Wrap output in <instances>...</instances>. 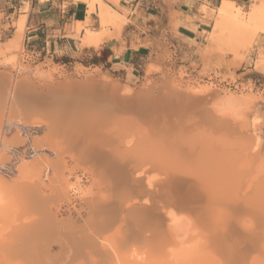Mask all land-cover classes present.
<instances>
[{"label":"rangeland","instance_id":"1","mask_svg":"<svg viewBox=\"0 0 264 264\" xmlns=\"http://www.w3.org/2000/svg\"><path fill=\"white\" fill-rule=\"evenodd\" d=\"M230 1L235 3L237 7L243 10L246 19L248 17L247 27L252 26L251 28H254L253 29L255 30L254 36L255 37L257 36L255 40L253 38V33H252L253 31L249 27L248 29L250 31H247L246 29L245 31L242 29V27H240L244 31V33L243 31L240 32V30L236 31V32L241 33L242 34L241 36V34L239 33H234L235 32L234 30L236 28L229 26L230 28L228 29L226 27L225 31L223 30L224 34H221L219 36V31H217L216 28H215V31L217 32L213 30L214 25L216 26V20H215L216 15H217L216 8L213 10H209L208 8L204 7L203 11L205 12L206 17L211 20L212 24L208 30L209 32L205 33L204 38L200 41L199 48L196 49V52L194 53V55H191L189 54V52L192 51V49L189 45H186L184 49L180 47L175 48L173 46L169 47V44H171V42L175 41L177 38L180 23L177 21H172L173 16H170V17L164 16V19L161 21L162 31H160L157 36L158 39H157L156 45L150 42L147 43V46L155 48V52L153 56L151 57V59L149 60L145 68V71L141 73V77L138 80H134L132 82H126L122 79H118L112 74H110L109 72L102 71L97 68L96 69H86L82 66L64 67V66L55 64L53 61L42 63L40 60L34 59L28 53V49L26 47V38H25L26 26L24 28V31L21 30V28L19 27V21L21 17L17 20L16 16H12L10 19L7 20L5 15L0 12V101L3 100L0 103L1 105L0 107H3V108H0V128H1L0 129V155H1L0 156V182L8 186H13V184L17 183L15 182L18 179V176H16L18 175L17 165L20 166L21 163L18 160V156L14 153V150L17 149L20 151L26 145L31 146V147L32 146L36 147V150H39V152L37 155H36L37 153L36 151L32 153L31 161H29V163L31 164L33 163L38 164L37 163L38 161H36L38 160L37 158L40 157L39 159H41L43 155H47V156L50 155L48 151L53 152V150L45 151L44 150L45 148L39 147V143L43 139H45L44 137L47 136L46 134L47 124L49 123L51 124L52 122V121H48V119L56 120L59 117V115H61L59 117V120L63 116V118H66L65 119L66 121H68L67 117H69V120L71 121V119H74L75 117L78 119V121H81V122L84 121L85 124L86 122L87 124L89 123L88 124L89 126L87 127L86 125V128H84L85 124L83 125L84 127H82L83 128L82 130L85 131L91 128L96 121H99V117H111L114 114V109L112 107V101L110 100L111 102L110 101L108 102V99H111L110 96L109 97L102 96L103 98L102 99L100 96H98L101 94L94 91V93L97 94L95 95L93 93V90L86 89L85 87L87 86L85 85V83H87L91 79L95 78L96 80H100L102 79V77L103 78L107 77V78L112 79L115 82L118 81L117 83H119L123 89L131 90L134 93H140V92L150 93L149 98L147 97V99L142 98L140 99L141 101L137 99V104H136L137 107L134 106L136 110L132 107L134 105V103H132L129 105L130 108L132 109L129 108V110L122 112L120 114V119H121L120 131L122 130L120 134L122 133V135H124L123 137H125L124 139L126 141V145L131 146L135 142L146 144L145 152L147 156L145 158L144 156L143 157L140 156L137 158V155H136L137 159L135 157L132 158L133 160L131 161H133V163L131 162L132 164L130 166L128 165L129 171H131V173L133 172L132 174L136 176V177L134 176L133 177L137 178L138 182L140 183V184H138V182L136 183L137 188L140 185L139 190L137 189V197L138 195L140 196L143 193V195L137 199L142 200L143 203L145 205L147 204L149 207L153 205L152 196H155V192H156V189L158 188V185L160 184L162 180L166 178L165 174L167 172L173 173L178 169V168L175 169L174 166H173L174 168L171 169L169 167L165 168V166H162L161 164H160L161 166H159V163L153 164V161H155L154 158L159 159V157H163L169 160L170 158L173 159V157L174 156L176 157L178 153L179 144L182 142V141L180 142V140L184 138L182 140H184L183 142H185V141H188V138H189L190 142L188 141L189 143L188 142H185V143H187L190 147L193 145V143L194 144L198 143V145L200 144V147L204 145V147H202L203 149L200 148L198 145L193 146L194 148L199 149L202 152L201 153L202 157L200 160L202 162H198V165L200 166L204 165V167L208 170V173L211 174V179L213 180V182H215L216 184L218 183L223 188H229L230 190H233L229 192L228 194L227 193H224V194L229 195L228 197H231L232 194L234 196L237 195L241 201L246 203L247 205L246 207L242 206L244 205V203L241 202L242 207H238V209H234L235 213L238 210L237 213L240 216L239 215L236 217H233V215L231 216L233 218L239 217L237 219L241 221L242 220L244 221L246 219L244 222L245 224L242 223L243 221L240 222V224L242 223V225L246 228L251 226L248 229L256 228L255 225L258 226L260 222H257V224L256 223L254 224L253 222H254V219H256L255 216L258 214L259 211L258 210L256 211L255 208L253 209V206H256L255 203H258V205L260 204L263 205V206H260L259 208L262 209L264 207V95L257 91L252 90V88H249L248 90H244L246 87L245 85H242V84L247 81V77L252 73L251 70H254L256 74L264 75V57L260 54L257 57V59L254 58V52H255L254 45L259 35L263 34L261 33L262 32L261 28H263L264 26V23H263L264 15H262V18H260L261 17L260 16L259 17L260 19L257 18L256 20H254V21L258 20L257 22H254V21L248 22L253 6L256 4L264 3V0H252L250 3L245 4V5H239L233 0H230ZM27 11H28V7L23 9L21 13H24ZM122 15L125 16V22L127 23V25L133 26L132 22L128 18L130 13L127 11H124ZM143 25L144 27H149L151 24L149 21H144ZM245 27L246 26H244L243 28ZM255 28H257L259 31H257V29ZM22 31L24 32V34L22 37H20V40L22 39L23 42L21 43L22 45L19 44L16 50L14 49L16 47H13V45L17 46L15 45L17 43H15L16 41H14V39H15V36L19 35L18 33L21 32L22 34ZM249 32L252 35L248 36ZM214 34H217L218 37L215 39H212V36ZM214 37L216 36L214 35ZM138 44L141 45V41H139ZM11 46L13 47L12 49L14 50L11 49ZM134 46L136 47L137 44H135ZM171 50H174V52H171ZM181 52L184 53V56L181 55ZM15 55H17L18 57ZM34 73L37 76H34L35 75ZM42 73H44L45 75ZM212 75H214L215 78L219 81V85H213L208 82L207 79L211 78ZM238 86H243V90L241 91L236 90L235 87H238ZM78 87L79 89H77ZM173 88L174 90L171 91ZM188 89L189 91L202 90L205 92H210V93L212 92V94L215 97L217 96L216 100L218 97H219L218 100L223 99L225 97L229 98L231 96L233 98L237 97L238 101L240 100L239 101L240 103L242 101L244 103L243 102L242 104L239 103V105L235 106L234 108L233 107L230 108V106L226 108L225 106L219 104L218 100L216 101V100H211L208 98H204V99L201 98L202 99L201 101H197L196 103H191V102L189 103L187 102L186 96H185L187 95L185 93L188 92ZM178 94H181L183 96L179 97L177 96ZM47 105L49 107H47ZM219 106H221L220 107L221 109L219 108ZM215 107H217L218 109ZM56 109L59 111L57 112ZM53 111H55L54 112L55 114L52 113ZM76 112L78 113V115ZM51 113L54 114L53 115L54 117L55 115H58V117L56 116V118H52ZM84 114L86 115L84 116ZM65 115L67 117H64ZM61 120H64V119H61ZM171 123H172V126L170 125ZM215 125L216 127L218 126V128L219 127L220 128L218 129L214 127ZM176 126L178 127L177 130L174 129L176 128ZM223 126H228V127L224 128ZM157 127H159L158 129L161 132L157 129ZM170 127L171 129L169 130ZM221 127H223L224 129H222ZM180 128H183L182 131L186 129V133L184 132L183 135L179 134L181 133V132L178 133V131L181 130ZM152 129H153V132H152ZM228 129H230V131H228ZM231 129L234 133H232ZM172 130L174 131V133H172L173 132ZM177 133L179 137L177 136ZM185 134H187L188 138H186L187 136ZM57 135L60 137L55 136L58 138V141L56 138H55L56 139L55 141L57 143H64L65 148L63 151L64 153L62 152V155L67 160L70 161V170H72L69 175L68 173H66L67 178L65 177L69 181V185L71 188L70 189L71 198L68 202L65 201L64 203H62V209H61L62 218L61 217L60 218L63 219V217H65L64 219H67L68 217H71L73 221L76 220L80 223L82 219H79V217L80 216L82 217V215H79V214L80 213L84 214V211L82 212L80 211L82 210V207L87 202V200L89 198L91 199V198L96 197V195L99 196L100 194H102L101 196L106 195V193H108L107 195H109L110 192H109V189H106L107 188L106 180H104L100 176L97 177L96 176L97 174H94L92 163L88 164L86 160L76 161V159H78L77 156H74L76 155V152L75 151L69 152L71 149L69 148L70 143L67 141V136H65L66 138L64 140L61 136L64 137L65 134L57 133ZM173 135H175L174 138H172ZM176 136L178 138H176ZM178 139H179V142L177 143ZM194 139L196 141H194ZM209 139L211 140V142H209ZM167 140L169 141L168 145L166 143ZM170 142H171V145L173 144L171 147H169ZM200 142L203 144L201 145ZM207 143H211V144H207ZM182 144L183 143H181L180 146ZM60 145H63V144H60ZM176 145H178V147ZM174 146H175L174 149L176 153L174 152L172 148ZM147 147H149V150L147 149ZM220 148L222 149V151ZM66 151H68V154H66L67 153ZM248 151L252 153H249ZM163 152L166 154L167 157H165L164 154H161ZM167 153H169L170 156ZM12 154H15V155H12ZM209 155H212L211 156L212 160H213V157L216 155V157H218L219 160L216 159V157L214 158L215 160L219 161V164L217 161L213 160V162L215 161L216 166L214 165V163L212 166V163H211L212 161L210 159L207 161L205 160V162H203L204 161L203 159L205 158L208 159ZM209 161H210V164L207 163ZM252 163L254 165H252ZM205 164L207 165V167L205 166ZM178 166L182 167L181 169L184 168V166H181V164ZM209 166L210 168L212 169L214 168V169L213 170L210 169ZM158 168H160L161 170H159ZM190 170L186 169L185 174L188 176L192 175V173L194 174L192 170H191V174H187V171L190 172ZM199 170H201V168H199L197 171ZM207 170H205V172ZM155 171H156V174H155ZM134 172L138 174L136 175ZM149 172L150 173L152 172V174H150ZM210 174H208L209 177H210ZM138 175L140 179L137 177ZM232 175L233 177H231ZM205 176L203 175L202 177L206 179ZM229 178L231 182L229 181ZM36 179L37 177L34 178V180ZM209 179L210 178H208V180ZM105 189H106V192L104 191ZM221 190L225 192V190L223 189ZM100 191H103V192L100 193ZM222 191L220 192L222 193ZM224 194L222 193L221 195L223 196ZM233 195L232 197H234ZM236 197H234V199H235V202L238 204L239 199H236ZM223 198L225 199L227 197H223ZM248 198L250 199V201ZM225 202H227V200H224L221 203V205H218V210H221L222 208L227 209L226 206L228 204ZM249 205L251 206V209H249L248 207ZM244 208H246V211H244V214H243L242 211L245 210ZM162 211L163 212L159 213V221L162 222L160 223L163 224L162 225L163 227L166 225V223L168 224L165 227L169 225L167 228H169L170 225L172 226L175 225L176 222H173L171 219L174 214L178 215L177 221L185 219L186 221L185 220L184 221L186 222L187 225H189L187 227L189 229V233L177 239L178 243H182V244L180 246H174L173 244V246L171 245L172 248L169 247L171 248V251L173 249V253H175V255L171 253L170 255L172 257L170 255L165 258L162 256L164 260H166L167 263L168 262L170 263V261H172L178 264V259H180V261L182 262L184 261L182 264H190L188 263V261H190L191 259L189 260L188 258H191L194 255L192 257V260L196 259L197 257L198 259H196V261L198 264H202L203 260L205 259L206 261V258L208 257L209 259L210 256H212L213 259L210 257L211 260L209 259L208 261L207 259L206 263L209 262L210 264L211 262V264H219V263L224 264L222 260L223 259L226 260V258H224L222 254L220 253L215 254L214 253L215 250L212 251L213 255L209 256L210 253L207 254L206 249L208 250L210 249L208 252H211V248L206 246L203 235L206 236L207 231L209 230L202 220L201 221L204 224V226L203 224L200 225L201 223L200 221H199L200 223L196 225L195 222L198 223V221H196L198 220V218L194 215L192 216L191 215L192 213H187V214L183 213V215L179 216L180 213H178L177 210L173 208L172 209L166 208V209H163ZM222 212H225V209ZM261 212L263 213V210ZM220 213L221 212H219V215ZM225 213L227 214V212ZM162 214H165V215H162ZM229 214H232V212L230 213L228 211L227 215ZM247 214L248 216H246ZM225 215H222L223 217L220 219L225 221L226 219L224 217ZM260 215H262L261 216L262 218L264 217L263 214L259 212V217ZM247 217H250L251 220L253 221L251 222L249 218ZM188 218H190L191 220ZM229 218H230V215H229ZM262 218L261 219L258 218V219L262 221ZM169 219H171V223ZM237 219H234V220L237 221ZM258 219L255 221H258ZM236 221L234 223L237 225H240L238 221L237 222ZM248 222H249V226H248ZM262 222H261L262 226H258L257 227L258 229L264 228L263 226L264 223ZM198 225H200L202 228L204 227V229L207 228L206 229L207 231L205 230L203 231V229H201V227ZM165 227L163 230H165ZM130 228H131L130 225L124 224L123 229L116 228V232L114 229L113 232L111 231L107 233V235H104V237L106 238H104V241H102L103 244L107 248H109L108 250H110L113 255L115 253H117V255L119 254V258L117 260L118 256L114 258V257H111L112 256L111 255L110 257L115 260L113 261V259H110V257L106 255L107 257L105 258L109 259L110 261L104 262L105 260L104 259L102 262L99 261V263L116 264V262H118L117 264H122V259L124 257H127L126 260L123 259V262L125 261L126 264L128 263L131 264L134 260H136L135 257L140 256L139 257L140 260L139 258L137 259L138 260L137 264H138V262L141 263L142 259L148 258V254L151 252L150 251L151 248L149 249V246H151L150 244L145 245V243H140L141 245L139 246V244L133 243L132 245L124 246L123 243H121L124 236L129 232L127 229H130ZM260 230L264 231V229H260ZM189 235L192 238H194V236L196 235L202 236V237L198 236L199 237L198 240L201 241L199 242L203 247V248L201 247L202 249L199 248L201 252L203 251L202 254L200 250L195 249V247L198 248V245H199V244H195L197 242H194V243L191 242L192 244H189V243L185 244V241L188 240ZM240 235H241L240 232L237 233L238 237ZM195 239L197 238L195 237ZM260 240H262L263 243L261 241L260 243H262L261 245L264 247L263 245L264 244V241H263L264 233L261 235ZM144 245H145V248H144ZM193 245L195 247H193ZM245 245L246 244L242 245L243 248L245 247ZM261 245H257V247L249 246V248H251L249 251L245 250L247 247L244 249L245 253L250 252L252 249L255 250L253 251V253L256 255V257L254 255H253L254 258L252 257L253 259H255V261L251 257H249L250 258L249 260V258L245 256L244 251L242 250V246L241 245L238 246V251L240 252V254L243 251L244 256L242 254L243 256L242 260L240 259L239 261V258H238V261L236 262V264H264L263 262L264 254L262 257L261 255L260 256L258 255V254L264 253V248L263 250H261L262 248H260L262 247ZM178 247H179V250H178ZM141 248H143V250ZM169 248H167V251ZM57 251L56 253H59V250ZM171 251L169 249V252ZM179 251H181L180 255H179ZM215 252H217V250ZM184 253L185 255L189 253L191 257L188 254L185 257L184 255H182ZM142 255L144 256L142 257ZM246 255H249V253H247ZM180 256L181 258L184 256L183 257L184 259L182 258L183 259L182 260ZM205 256L207 257L205 258ZM216 257L217 258L221 257L222 260L221 258L219 259L221 260V262L218 261ZM128 258L131 263L129 262ZM173 258L175 260H173ZM215 258H216V262H214ZM258 258L260 259L263 258V259L257 260ZM107 259L105 261H107ZM161 259L162 258H160V260ZM161 261L162 263L165 262L163 261V259ZM191 263L197 264L195 263L194 260ZM203 263L206 264L205 262ZM132 264H136V263L133 262ZM142 264L144 263L142 262ZM226 264H233V263L228 262Z\"/></svg>","mask_w":264,"mask_h":264},{"label":"bare ground","instance_id":"2","mask_svg":"<svg viewBox=\"0 0 264 264\" xmlns=\"http://www.w3.org/2000/svg\"><path fill=\"white\" fill-rule=\"evenodd\" d=\"M96 3H99L101 6V12L99 14V19H100V23L102 26V30H100L99 32L93 31V30H87V33H86V35L82 41V44H83V46H93V47L99 48L106 40L114 37L115 34H116L115 36H117V37L120 36L123 32V28L126 25V22H125V16L124 15L120 14L118 11L113 10L112 8H110L108 6H105L101 0L91 1L90 5H91V9L93 11L95 9ZM216 10H217V13H216L217 15L215 18L216 26L214 25L213 30L215 31V28H216L217 31H219V36L221 34H224L223 30L225 31L226 27L228 29L230 27L236 28L235 30L232 29L235 31L234 33H239L236 31L240 30V32H241L245 29L247 31H250L248 29V27L251 28L252 26L247 27L248 17L246 19L243 10L241 8L237 7L235 5V3H233L232 1L224 0L222 5L219 8H217ZM262 15H264V4L254 5L252 10H251V14H250L248 22H252V21L256 20L257 18L260 19V18H262ZM257 21H254V22H257ZM263 23H264V19H263ZM25 24H26V17L23 16L20 18V21H19V27L23 31H24V28L26 26ZM244 26H246V27L243 28ZM240 27H242L243 30ZM110 28L114 29L115 33H112L110 31ZM253 29L254 28H251V30L253 31L252 32L253 38L255 40V38L257 36L256 37L254 36L255 30H253ZM255 29H257V28H255ZM261 30H262L261 33H264V26H263V28H261ZM23 31H22V34H21V32L20 33L16 32L19 34V35L15 36V39H14V41H16L15 43H17L15 45H17V46L13 45V47H16V48H14L16 50H17L19 44H21L23 42L22 39L20 40V37H22L24 34ZM217 31H215V32H217ZM257 31H259V30L257 29ZM213 32H212V34H213ZM243 33H244V31H243ZM239 34H241V33H239ZM214 35L216 37H214ZM214 35L212 36V39H215L218 37L217 34H214ZM250 35H252V34H250V32H249L248 36H250ZM241 36H242V34H241ZM243 37H245V36H243ZM212 39H210V40H212ZM213 41H215V40H213ZM249 41H248V43H249ZM249 45H250V43H249ZM13 47L11 46V49ZM14 49H12V50H14ZM15 56H17V55H15ZM42 74H44V73H42ZM34 76H37V75L35 74ZM38 76H40V75H38ZM117 82L113 81L110 78H107V77L103 78L102 77V79H100V80H96L94 78V79H91L90 81H88L87 83H85V85H87V86H85L86 89L93 90V93H94V91L98 92L99 94H101V95H98L101 98H102V96H105V97L110 96L111 99H108V102L110 100L112 101V107L114 109V114L111 117H99V121H96L91 128L83 131L82 127L85 126L84 128H86V125L88 127L89 123L87 124V122H86V124H85L84 121H83L84 123L81 121H78V119L75 117H74V119H71V121H70L69 117H67L66 115L64 117H67L68 121H66L65 120L66 118H63V116L59 120V117L61 115H59V117H58V115H55V117H54L53 115L55 114L54 113L55 111H53L52 113H54V114L51 113L52 118H56V116L58 118L56 120L55 119H53V120L48 119V121H52V122L50 124L47 121L49 123V124H47V129H46L47 136L44 137L45 139H43L39 143L40 148H45L44 149L45 151L53 150V152L48 151L50 153V155H48V156L43 155V157L41 159H39L40 157L37 158L38 160L34 159V160L38 161L37 162L38 164H35V163L31 164V163H29V161H31L32 153L34 151H36L37 152L36 155H37L39 152V150H36V147H34V146L31 147V146L26 145L20 151L17 149L14 150V153L18 156V160L21 163V164L19 163L20 166L17 165L18 166L17 167L18 168L17 169L18 175H16V176H18V179H17L18 181L16 180L15 182H17V183L13 184V186H8V185L0 182V264H97V263H99V261L102 262L104 259L106 260L107 258H105V257H107V256L110 257L111 255H112L111 257H114V258H116V256H118L117 257V260H118L119 254L117 255V253H115L116 255L114 254L115 255L114 256L111 253V251L108 250L109 248H107L103 244L102 241H104V238H106V237H104V235H107V233H109L111 231L113 232L114 229L116 232V228L123 229L124 224H128L131 226L130 229H127L129 232L122 239L121 243H123L124 246H129V245H132L133 243L134 244L137 243V244H139V246L141 245L140 243H145V245L150 244L152 246V247L149 246V249L151 248V250H150L151 252L148 254V258L142 259L141 263L138 262V264H142V262L144 264H171V263L174 264L175 262H172V261H170V263L169 262L167 263L166 260H164V258L168 257L171 253L173 255H175V253H173V249L171 251V248H172L171 245L173 246V244H174V246H180L182 244V243H178L177 239L179 237L181 238V236L189 233V229L187 228L189 225L186 224L185 219H184L185 221L184 220L177 221L178 215L174 214L171 219L173 222H176L175 225L174 226L170 225V227L167 228L169 225L167 227H165L168 224L165 222L166 223V225L164 226L165 230H163L164 229V227L162 226L163 224H161L162 222L159 221V213L163 212L162 210L166 209V208L167 209L173 208V209L177 210V212L180 213L179 216L183 215V213H186V214L192 213L191 214L192 216L194 215L198 218V220H196V221H198V223L195 222L196 225L199 224L200 222H201L200 225L203 224L202 221L205 223V225L207 226L209 231L206 230L207 228L204 229V227L202 228L200 225H198V226H200L201 229H203V231L204 230L207 231L206 236L205 235H203V236H204L206 246L211 248V252H208L210 249L209 250L206 249L207 254L210 253L209 256L213 255V252H212L213 250H215V251L217 250V252L214 251L215 254L220 253L224 256V258H226V260H228V261H226L225 259L222 260V258L220 257L221 260L224 262V264H226L228 262L236 264V262L238 261V258H239V261H240V259L242 260L244 254H245V256H247V258H249V257L254 258V256L256 257V255L253 253V251H255L254 249H252L250 252H247V253H249L250 256L246 255L247 253H245V250L249 251L251 249V248H249V246H253V247L256 246L257 247V245H261L263 243L262 240H260V238H261V235L264 233V231L260 230V229H264V228H260V229L257 228L258 226H262L261 222L264 219V217L263 218L261 217L262 215H260V217H259V212L261 214H263V216H264V207L262 209L259 208L260 206H263V205H261V204L258 205V203L254 202L256 206H253V209L255 208V210L256 211L258 210L259 212L256 215L257 217L255 216L256 219L253 218L254 219L253 223L257 224V222H260V224H261V225L259 224L258 226L255 225L256 228L248 229L249 227H251V226H249V222H248L249 227H247V228L244 227L242 225V223H244L246 219L244 221L242 220L243 221L242 222L241 220L237 219L239 217L233 218V217H236L239 215L237 213L238 210H237V212H236L237 214H236L234 209H238V207H242V206L246 207L247 206L246 203L241 201L237 195L234 196L233 194L232 195L234 197L237 196L236 199H239L238 202L240 204L239 203L237 204L235 202L234 197H232V195H231V197L233 199V201H232L231 197H228L229 195H227V194L233 190H230L229 188H223L218 183L216 184L215 182H213V180L211 179V174L208 173V170L204 167V165L203 166L198 165V162H202V161H200L201 157H202V154H201L202 152H201V150L193 147V146L198 145V143L197 144L193 143V145L191 144L192 145L191 147L187 143H185V142L189 141L187 134H185V135L187 136L186 138H188V141L183 142L184 140H182V139H184V138H182L180 140V142L182 141L181 143H183V144L181 146H180L181 143L179 144L178 153H177L176 157L174 156L173 159L170 158V160L163 158V157H159V159L154 158L155 161H153V164L159 163V166L162 165V166H165V168L169 167L172 169L175 167V169H177V168L178 169L173 173L167 172L168 173L167 174L165 172L167 174V175L165 174L166 178L164 180H162L160 182V184L158 185V188L156 189V192H155V196H152L153 197V200H152L153 205L149 207L147 204L145 205L142 200L137 199L140 196H142L143 193L141 192L142 194L140 196L138 195V197H137V189L139 190L140 185L137 188L136 183L138 182V180H137V178H134L136 176H134V174H132L133 172L131 173V171H129L128 167L133 163V161H131V160H133L132 158H134V157L136 158V155H137V158L140 156H142V157L144 156V158H145L147 156L146 152H145L146 151V149H145L146 144L135 142L131 146L126 145V141L124 139L125 137H123L124 135H122V133L120 134V132L122 131V130L120 131V127H121L120 114L122 112L129 110V108H130L129 105L132 103H134V105L132 106L133 108H134V106L137 107V105H136L137 99H139V100L142 98L147 99V97L149 98L150 93H148V92L134 93L131 90L123 89L120 86V84ZM75 86H76V84H75ZM174 88L172 90L171 89H169V90L173 91ZM77 89H79V87ZM94 94L97 95L96 93H94ZM185 94H187L185 96H186L187 102H189V103L190 102L196 103L197 101H201L202 100L201 98H203V99L208 98L211 100H216V97H217V96L215 97L212 94V92L210 93V92H205L202 90H194V91L191 90V91H189V89H188V92ZM177 96L182 97L183 95L178 94ZM171 97H172V95H171ZM231 97H229V98L225 97V98L220 99V100H218V98H219L218 97L217 100H218L219 104L225 106L226 108L229 106H230V108L231 107L234 108L235 106L239 105L240 100L238 101L237 97L236 98H233V97L231 98ZM2 101H0V103ZM143 101H145V100H143ZM242 102L240 104H242ZM183 103H184V101H183ZM246 106H247V104H246ZM47 107H49V106L47 105ZM220 107L221 106H219V108ZM0 108H3V107H0ZM215 108H217V107H215ZM130 109H132V108H130ZM58 111L59 110H57V112ZM229 111H231V110H229ZM233 111H235V110H233ZM51 114H50V116H51ZM81 114H82V112H81ZM3 115H5V114H3ZM77 115H78V113H77ZM85 115L86 114H84V116ZM75 116H76V114H75ZM61 119H64L65 121L61 120ZM140 124H141V122H140ZM170 125L172 126V123ZM170 125H168V126H170ZM214 127H216V125ZM223 127L225 128L228 126H223ZM223 127H221V128L224 129ZM155 128H156V126H155ZM158 128L159 127H157V129ZM177 128L178 127L176 126V128H174V129L177 130ZM183 128H180L181 130L179 129L180 131H178V133L181 132L179 134L183 135L184 132L186 133V129L182 131ZM216 128H218V126ZM170 129H171V127L169 128V130ZM174 131L172 133H174ZM228 131H230V129H228ZM231 131H232V129H231ZM152 132H153V129H152ZM57 133L65 134L64 137L61 136L64 140L66 138L65 136H67V141L70 143L69 148L71 149V150L70 149H68V150H70L69 152H72V151L76 152V155H74V156L78 157V159H76V161L86 160V162L88 164L92 163V168L94 169L93 170L94 174H97L96 175L97 177L100 176L104 180H106V183H107L106 189H109V192H110L109 195H107L108 193H106L107 196L106 195L101 196L102 194H100L99 196L96 195V197L91 198V199L89 198L87 200V202L83 205L82 210L80 211V212L84 211V214L83 213L79 214V215H82V217L80 216L81 218L78 215L79 219H82L81 221L79 220L80 223L76 220L73 221V219H71V217H68L67 219H64L65 217H63V219H61L62 218L61 217L62 216V214H61L62 203H64L65 201L68 202L71 198V196H70V189L71 188L69 185V181L66 179L67 178L66 173H68V175H69L72 170H70V161L67 160L62 155V152L64 151V148H65L64 143H57L55 141L56 139L58 141V138L55 137V136H58ZM178 133H177V136L179 137ZM228 133H230V132H228ZM232 133H234V132L232 131ZM159 134H161V133H159ZM52 135H54V136H52ZM121 135H122V137H121ZM153 135H155V134H153ZM177 136H176V138H178ZM58 137H60V136H58ZM144 137H145V135H144ZM174 137H175V135H173L172 138H174ZM185 140H187V139H185ZM205 140H206V138H205ZM194 141H196V140L194 139ZM168 142L169 141L167 140V142H166L167 145H168ZM178 142H179V139H178L177 143ZM209 142H211L210 139H209ZM60 144H63V145H60ZM202 144L203 143H201V145ZM207 144H211V143H207ZM58 145H59V147H58ZM128 145H130V144H128ZM172 145L170 142L169 147H171ZM176 146L178 147V145H176ZM198 146L200 147V144ZM149 147H147L148 150H149ZM202 147H204V145ZM202 147H200V148H202ZM172 148L175 152V149H174L175 146ZM221 151H222V149H221ZM66 152H67L66 154H68V151H66ZM230 152H231V150H230ZM249 153H252V152H249ZM15 154H12V155H15ZM159 154H160V152H159ZM161 154H164L165 157H167L164 152ZM167 154H169V153H167ZM212 155H209L208 159L207 158L203 159L204 160L203 162H205V160L207 161L210 159L212 161L211 162L212 166H213V163L216 166L215 161H217L219 164V161H218L219 159L215 155L214 157H216V159H218V160H215V158L213 157V160H215L213 162L212 157H211ZM169 156H170V154H169ZM12 159H14V158H12ZM160 159L161 160L163 159L164 161L163 160L161 161ZM157 160H159V161H157ZM171 160H172V162H171ZM251 160H252V158H251ZM39 161H40V163H39ZM170 162L172 165L170 164ZM249 162H250V160H249ZM174 163H175V165H174ZM178 163H180L181 166H184V168L181 169L182 167L178 166V165H180ZM195 163H196V165H195ZM207 163L210 164V161ZM168 164H170V165H168ZM1 165H3V164H1ZM185 165H186V167H185ZM252 165H254V164L252 163ZM195 166L197 169L195 168ZM205 166L207 167L206 164H205ZM202 167L204 168V170ZM155 168H156V166H155ZM190 168H191L192 172H194V174L192 173V175L188 176L185 174V172H186V169L190 170ZM199 168H201V170L197 171ZM209 168H210V166H209ZM158 169L161 170L160 168H158ZM210 169H212V168H210ZM191 170H190V172L187 171V174H191ZM205 170H207L206 171L207 174H206ZM195 171H196V173H195ZM134 173L136 175L138 174L136 172H134ZM130 174L132 177L133 176L134 177L132 178L130 176ZM142 174H141V176H142ZM150 174H152V172ZM155 174H156V171H155ZM201 174H203L204 176L207 175V176H205L206 179H204L202 177L203 175H201ZM208 174H210V177ZM258 174H259V172H258ZM36 177H37V179L34 180V178H36ZM137 177L139 178V175ZM231 177H233V175ZM235 177H236V175H235ZM38 178H39V180H38ZM208 178H210V179L208 180ZM150 179H152V178H150ZM141 181H142V179H141ZM229 181H230V178H229ZM138 184H140V183L138 182ZM243 188H245V187H243ZM106 189L104 190L105 192H106ZM221 189L225 190V192L222 191ZM226 189H228L230 191H228ZM220 191H222L223 194L224 193H227V194H224L222 196L221 195L222 193ZM245 191H246V189H245ZM101 192H103V191H100V193ZM105 192H104V194H105ZM139 193H140V191H139ZM223 197H227L228 199L227 198L224 199ZM222 199L227 200V202H225L228 204V205L225 204V205H227L226 206L227 209L226 208H224V209H225V212H227V214H228V211L230 213L232 212V214H229L230 218H229V215H227L225 212H222V211H224L223 208L221 210H218V205H221V203L224 201ZM249 201H250V199H249ZM241 202L244 203V205L241 206V204H242ZM147 203H148V201H147ZM248 207H249V209H251L250 205ZM244 209L245 210L242 211L243 214H244V211H246V208H244ZM260 210L261 211L263 210V213ZM77 212H75V213H77ZM174 212H176V211H174ZM219 212H221L222 215L226 214L224 216L226 218L225 221L220 219L223 216L221 215V213H220V215H221L220 216ZM246 213H248V212H246ZM162 215H165V214H162ZM231 215H233V217ZM252 215H250V216H252ZM246 216H248V214ZM185 217H187V216H185ZM190 218H188V219H190ZM247 218H249V220L251 222L253 221V220H251L250 217H247ZM258 218H260V219L262 218V221H260ZM171 219H169L170 223H171ZM234 219H237V221L239 220L238 221L239 224H240V222H242V223L240 225H237L234 223L236 221ZM257 219H258V221H255ZM262 223H264V221ZM203 226H204V224H203ZM263 226H264V224H263ZM128 228H129V226H128ZM198 229H200V228H198ZM119 231H121V230H119ZM259 231H261V232H259ZM239 232L241 235L238 237L237 233H239ZM198 236L200 237L201 235H198ZM198 236L196 235V236H194V238H192L189 235V238H188V240H186L187 242L185 241V244L186 243L192 244L194 242H197L195 244L201 245L200 244L201 241L198 240L199 239ZM195 237L197 239H195ZM260 241L262 243H260ZM108 244H109V242H108ZM243 244H246L244 248L242 246ZM145 245H144V248H145ZM199 245H198V248L195 247L194 245H193V247H195V249L200 250L199 248H201L202 245L201 246H199ZM240 245L242 246V250L244 251V254H243V251L241 254L238 251V246H240ZM109 246H110V244H109ZM169 247H171V248H169ZM167 248H169L171 252H169V249L167 251ZM260 248H262L261 250H263L264 247L262 246ZM138 249H140V248H138ZM141 249L143 250V248H141ZM57 250H59V253H56ZM113 250H114V248H113ZM178 250H179V247H178ZM183 251H185V250H183ZM180 252L181 251H179V255H180ZM200 252H201V250H200ZM202 253H203V251L201 252V254ZM187 254L189 255V253H187ZM187 254L185 255V253H184L182 255H184L186 257ZM192 254H193V252H192ZM242 254H243V256H242ZM263 254L264 253L258 254V255L259 256L261 255V257H262ZM143 256L144 255H142V257ZM111 257H110V259H113ZM139 257L140 256L135 257L136 260H134L133 262L137 264V261H138L137 259ZM192 257L188 258V259L189 260L191 259L190 260L191 262L194 260L195 263H197L196 259H198V258L196 257V259L192 260ZM206 257L207 256H205V258ZM210 257L213 259L212 256H210ZM210 257H209V259L211 260ZM160 258H162L163 261H165V262L162 263V261H161L162 259L160 260ZM180 258H181V256H180ZM216 258H215L214 262H216ZM220 258H217V259H218V261L221 262V260H219ZM260 258H258L257 260L263 259V258L262 259H260ZM123 259L126 260L127 257H124ZM123 259H122V264H126L125 261H124L125 263L123 262ZM207 259H208V257L206 258V261H207ZM209 259H208V261H209ZM105 260H104V262L110 261L109 259H107V261H105ZM128 260H129V258H128ZM139 260H140V258H139ZM173 260H175V259L173 258ZM249 260H250V258H249ZM253 260L255 261V259H253ZM113 261H115V260L113 259ZM119 261H121V260H119ZM179 261H180V259H178V264L179 263L182 264L184 262V261L183 262L182 261L179 262ZM190 261H188V263L192 264ZM206 261H205V259L203 260V262H205V263H206ZM218 261H217V263H218ZM129 262H130V260H129ZM203 262H202V264H204ZM263 262H264V260H263ZM117 263L118 262H116V264ZM99 264H101V263H99ZM206 264H209V262ZM210 264H211V262H210Z\"/></svg>","mask_w":264,"mask_h":264},{"label":"crops","instance_id":"3","mask_svg":"<svg viewBox=\"0 0 264 264\" xmlns=\"http://www.w3.org/2000/svg\"><path fill=\"white\" fill-rule=\"evenodd\" d=\"M91 1L0 0V12L7 20L12 16H16L17 20L26 17V47L34 59L42 63L53 61L64 67L97 68L132 82L141 77L155 52V48L147 46V43L156 45L164 16H173L172 21L180 23L177 38L169 47L184 49L189 45L192 49L189 54L194 55L212 24L203 8L217 9L224 0H101L105 6L120 14L129 12L128 18L133 26L126 23L120 36L115 34L99 48L82 44L87 30H102L99 19L101 6L96 3L93 11ZM233 1L245 5L252 0ZM26 7L28 11L21 13ZM144 21H149L151 25L144 27ZM110 31L115 33L112 28ZM263 34L259 35L254 45L255 59L260 54L264 57ZM181 55L184 56V53L181 52ZM251 71L247 81L258 76L254 70Z\"/></svg>","mask_w":264,"mask_h":264},{"label":"built area","instance_id":"4","mask_svg":"<svg viewBox=\"0 0 264 264\" xmlns=\"http://www.w3.org/2000/svg\"><path fill=\"white\" fill-rule=\"evenodd\" d=\"M210 84L213 85H219V81L215 78L214 75H212L211 78L207 79ZM242 85H245L244 90H248L249 88H252V90L257 91L264 95V75L258 74L255 78L252 80H248L244 82ZM236 90H243V86L235 87Z\"/></svg>","mask_w":264,"mask_h":264}]
</instances>
